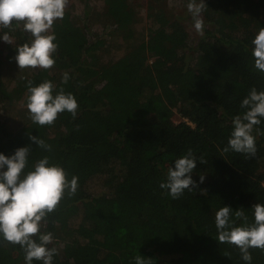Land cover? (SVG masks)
I'll return each mask as SVG.
<instances>
[{
	"label": "trees",
	"instance_id": "16d2710c",
	"mask_svg": "<svg viewBox=\"0 0 264 264\" xmlns=\"http://www.w3.org/2000/svg\"><path fill=\"white\" fill-rule=\"evenodd\" d=\"M204 2V35L195 41L181 17L155 5L147 38L134 42V0H104L100 19L109 24L101 32L120 34L127 43L121 55L104 61L99 35L66 7L52 29L58 49L51 69L25 68L13 76L0 59V105L23 104L27 121L14 130L0 122V153L13 155L31 142L30 133L52 151L31 142L43 153L29 156L25 172L47 155L69 180L78 177L76 194H66L45 225L58 249L53 264H134L137 255L152 264H246L236 246L217 240L215 214L223 206L243 208L253 223L252 206L264 204V134L253 133L255 157L223 152L233 117L244 111L242 100L252 87L264 91V73L252 56V40L264 28V0ZM5 32L15 39L5 60L19 69L11 58L30 35L20 28ZM29 80L33 86L50 80L72 93L77 117L65 111L51 126L34 124L27 109ZM258 127L264 133V122ZM189 148L206 161H197L192 173L199 187L172 199L160 184ZM250 251L251 264H264V252ZM163 253L172 256L164 260ZM0 264H25L20 246L2 237Z\"/></svg>",
	"mask_w": 264,
	"mask_h": 264
},
{
	"label": "clouds",
	"instance_id": "9594fccd",
	"mask_svg": "<svg viewBox=\"0 0 264 264\" xmlns=\"http://www.w3.org/2000/svg\"><path fill=\"white\" fill-rule=\"evenodd\" d=\"M69 0H0V26L11 29L13 22H22L23 30L30 35V42L16 46L14 57L19 69L42 68L51 69L55 65L54 55L57 52V37L52 32L54 22L65 16ZM204 0H189L187 10L191 14L194 29L200 36L204 35L202 13L207 9ZM4 42L12 44L7 32L0 35ZM254 48L252 56L254 67L264 73V28L252 40ZM70 79L68 73L62 76V84ZM27 109L34 124L51 126L59 114L67 111L73 119L78 115L79 104L76 97L65 92L61 87L45 80L33 86L27 83ZM242 114L233 117V129L230 133L224 153L229 151L255 157L258 149L256 135L258 126L264 122V91L252 87L242 100ZM29 140L38 148L51 152L52 146L39 136L29 133ZM31 143L19 147L11 156L0 153V237L11 245H19L24 253L25 264L40 261L42 264H53L58 255L54 246L55 237L52 232L45 231L50 213L54 212L60 201L67 194H76L79 184L78 177L68 174L59 164L52 163L49 156L37 160L33 170L25 172L31 155ZM197 161L205 163L203 157H197L189 148L187 152L174 161L169 167L166 180L160 188L167 190L172 199H179L187 190L193 192L199 185L192 179ZM205 177L200 176V183ZM254 222L248 223L243 208L233 210L230 206L221 207L215 214V227L219 243L234 245L239 249L241 259L251 264L250 249L264 252V204L256 203ZM242 219L244 224L236 226V220ZM134 264H152V259L141 255L134 257Z\"/></svg>",
	"mask_w": 264,
	"mask_h": 264
},
{
	"label": "rangeland",
	"instance_id": "374dc122",
	"mask_svg": "<svg viewBox=\"0 0 264 264\" xmlns=\"http://www.w3.org/2000/svg\"><path fill=\"white\" fill-rule=\"evenodd\" d=\"M134 2L138 10V21L135 25L136 38L134 42H137L140 39V35L147 38L148 28L152 26L151 22H153L151 14L154 9L152 7L155 5L164 6L167 11L171 10L175 13L176 16L182 18L183 24L186 28V31L188 32L190 41H195L201 37L196 33L194 29L191 14L187 10L186 0H134ZM67 7L68 10H70V12L72 13V15L77 17L78 21L81 24H87L89 27L88 30H90L93 34L99 35L100 45H102L100 46V53L103 51L102 58L104 61H109L110 58L122 54V49L127 43H124L122 41L120 34L115 33L114 31H106L104 33L101 32L103 26L109 24L108 22H104L100 19V13H104V0H69V4ZM87 18L88 22H86ZM22 27V22L15 21L11 26V28L14 30L16 28L23 29ZM0 35L3 34L0 33ZM9 36L11 37L12 42H15V39L11 35ZM11 46H13V44L6 43L2 39H0V59L4 61V67L6 68V70L10 71L13 76H17L19 73H23L24 69H15V66L12 64L11 60H5L6 58H9L8 55L11 53L9 51ZM14 57H12L11 59L14 60ZM24 111L25 110L23 104H11L8 106L0 105V122L4 124L8 129L14 130L19 125L27 123ZM173 120L175 122L179 120L177 114H174ZM30 143L31 142H26L24 143V146H27ZM41 152L42 150H38L37 148L33 147L31 154H40ZM93 189L95 191H98L96 188ZM170 256L172 255H168V253H163L161 259L166 260L170 258Z\"/></svg>",
	"mask_w": 264,
	"mask_h": 264
},
{
	"label": "built area",
	"instance_id": "2783aa9c",
	"mask_svg": "<svg viewBox=\"0 0 264 264\" xmlns=\"http://www.w3.org/2000/svg\"><path fill=\"white\" fill-rule=\"evenodd\" d=\"M1 29H2V26H0V31H1Z\"/></svg>",
	"mask_w": 264,
	"mask_h": 264
}]
</instances>
